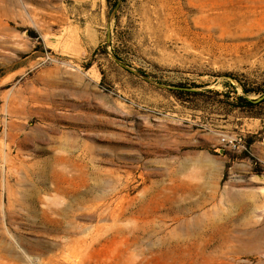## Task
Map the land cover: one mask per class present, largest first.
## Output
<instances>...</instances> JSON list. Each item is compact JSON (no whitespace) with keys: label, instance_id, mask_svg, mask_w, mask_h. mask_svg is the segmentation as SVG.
I'll use <instances>...</instances> for the list:
<instances>
[{"label":"rangeland","instance_id":"obj_1","mask_svg":"<svg viewBox=\"0 0 264 264\" xmlns=\"http://www.w3.org/2000/svg\"><path fill=\"white\" fill-rule=\"evenodd\" d=\"M262 98L264 0H0V264H264Z\"/></svg>","mask_w":264,"mask_h":264},{"label":"trees","instance_id":"obj_2","mask_svg":"<svg viewBox=\"0 0 264 264\" xmlns=\"http://www.w3.org/2000/svg\"><path fill=\"white\" fill-rule=\"evenodd\" d=\"M115 5H118V4H115ZM246 91H248V90H246ZM264 100V98H262L261 100H259L258 102H260V101H263ZM250 103H252V102H250Z\"/></svg>","mask_w":264,"mask_h":264}]
</instances>
